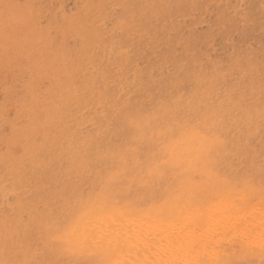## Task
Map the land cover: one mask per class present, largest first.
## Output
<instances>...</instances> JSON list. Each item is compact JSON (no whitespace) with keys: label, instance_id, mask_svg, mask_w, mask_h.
Wrapping results in <instances>:
<instances>
[{"label":"rangeland","instance_id":"1","mask_svg":"<svg viewBox=\"0 0 264 264\" xmlns=\"http://www.w3.org/2000/svg\"><path fill=\"white\" fill-rule=\"evenodd\" d=\"M5 2L14 7H0V47L6 40L7 14L19 20L8 28L7 38L20 55L10 60L0 55V259H17L23 245L38 247L43 264H99L103 258L72 252L67 237L58 240L56 250L45 247L50 238L41 231V221L83 187L85 166L107 175L120 165L119 155L115 161H97V152L129 157L134 152L142 169L148 165L156 145L163 142L151 132L167 125L166 116L156 113L159 101L189 112L192 123L207 112L218 115L222 123L217 130L224 139L220 169L229 181L260 185L264 15L259 0L244 2L250 20L246 29L230 26L224 32L213 14L164 7L182 0H0V5ZM117 4L127 8L114 7ZM33 17L50 34L52 46L36 51L28 65L24 46ZM140 32L148 36L142 38ZM123 49L131 50L128 58ZM118 102L140 119L143 142L134 140L136 128H128L123 117L114 115L111 105ZM101 127L104 135L82 152L81 141ZM132 188V193L147 192L136 184ZM9 229L18 237L4 251ZM258 260L235 264H262Z\"/></svg>","mask_w":264,"mask_h":264},{"label":"snow or ice","instance_id":"2","mask_svg":"<svg viewBox=\"0 0 264 264\" xmlns=\"http://www.w3.org/2000/svg\"><path fill=\"white\" fill-rule=\"evenodd\" d=\"M194 8L196 0H191ZM7 10L14 5L5 2L0 5ZM114 7L127 8V5L117 4ZM142 7H152L151 5H143ZM164 7H170L164 4ZM184 14V13H183ZM19 23V20L11 16H7L5 21L6 40L0 47V55L6 59H11L13 55H20L16 51L14 45L7 37L8 28L11 24ZM142 38L148 36L145 32H140ZM25 50L27 54L23 59L28 65L32 64L35 59L36 51H43L50 48V34L45 32L41 24L37 23L33 17L28 21V34L25 37ZM31 49L28 51V49ZM130 49H123V55L128 58ZM156 113H163L167 118L165 135L167 142L157 144L156 150L152 153V158L147 165L143 174L134 177V181L147 189L146 197L149 198L156 206L158 211L165 208L187 207L194 212H198V201L202 193L208 190L209 185L216 192L217 196L224 200L229 194L240 191L234 187L227 178L215 175L210 164L211 145L206 139L199 138L196 126L192 123L190 114H182L178 109L173 108L164 101L158 102ZM114 115L123 117L124 123L128 128H136L138 135L134 137L137 142H143L144 132L140 119L131 111L127 110L126 105L119 102L111 105ZM260 119L264 121V107L260 110ZM111 123V122H110ZM106 129L101 127L95 136L84 138L79 148L82 152L87 153L89 148L99 136H103ZM117 155L120 156V165L116 167L114 172L107 175L101 171H97L90 164L83 168L82 185L83 187L75 190L65 199V203L45 220L41 221V231L47 232L48 237H54L62 241L69 229L66 227L71 223V228L83 226L89 232L93 240L99 244L105 241L111 246L115 241L120 243V233L113 229L112 225L116 224L117 214L123 216L124 213L119 210L118 205L120 198L125 190V185L120 183L119 176L128 171L129 159L139 164V160L133 153L129 157L127 153H116L114 151L97 152L95 159L97 161H107L109 159L115 161ZM95 176V179H93ZM200 179L197 180L196 177ZM89 181L91 183L89 184ZM249 185L246 183L245 187ZM259 194L264 198V165H262V179L259 185ZM18 232L9 229L4 235V247L7 251L9 241H15ZM45 242V247H49ZM53 247V246H51ZM60 247V246H56ZM53 247V248H56ZM261 251L264 255V234L261 236ZM41 250L37 248H24L20 246L17 252V259H0V264H42L38 259ZM22 257V258H21ZM100 264H137L130 257L121 258H105ZM191 264V262H189ZM200 264V262H196ZM214 264H235V261L221 259ZM264 264V261H262Z\"/></svg>","mask_w":264,"mask_h":264},{"label":"bare ground","instance_id":"3","mask_svg":"<svg viewBox=\"0 0 264 264\" xmlns=\"http://www.w3.org/2000/svg\"><path fill=\"white\" fill-rule=\"evenodd\" d=\"M58 65V67L62 66V64ZM41 66H43V64ZM53 66L56 67V65ZM60 69L64 68L61 67ZM49 75V77H53V75L50 74V71ZM43 76L44 74L42 77ZM54 80H56V78ZM217 92L218 91L215 93ZM227 96H229V94ZM205 98H207V96ZM215 98L216 96L214 99ZM223 98L226 97L223 96ZM203 103H201V105ZM39 105L41 106V103ZM182 113L188 114L189 112ZM199 113L197 115L200 116ZM221 123L222 121L220 117L214 112H207L201 119H196L195 122H193L197 128L199 138L206 139L211 145L210 164L215 175L227 178L219 167V161L221 160L224 149V139L217 130V126H220ZM160 126L158 128L155 127V129L157 128L158 130L151 132V136L156 137L158 140L161 139L163 142H167L165 128ZM223 130L226 129L224 128ZM147 137L148 136H146V138ZM231 137H233V135ZM234 150H236V148ZM234 158L235 157H233V159ZM146 169L147 166L142 169L139 164L130 159V162L128 163V171L118 177L120 183L126 186L118 205L119 210L122 211L124 215L121 216L118 213V222L112 225L113 229L120 233V243L117 244L113 241L111 246H109L108 242L105 241L103 244H99L93 240L92 235L87 232L83 226H73L69 229L66 235L72 252L76 251L83 255L101 257L103 259L130 257L133 261H136L137 264H189V262H191V264H196V262H200V264H214L215 261L221 259L233 261L242 259H259L261 263L264 261V255H262L260 247L261 236L264 234V198L259 194V186L249 184V182L237 184V182L231 181L233 186L239 188L240 191L233 192L224 200H221L212 189V186L209 185L208 190L200 196L197 205L198 212H194L192 209L183 206H173L170 209L165 208L162 211H158L151 200H145L144 197L146 195H144V193L141 191V193H132V187L134 184L141 187L139 190L143 189L147 191L145 187L132 181V174H135V176L138 177L142 175L143 171H146ZM245 170L246 169L243 171L241 169L240 171L242 173V171L246 172ZM196 179L199 180L200 177L197 176ZM246 183L249 185L248 187H245ZM133 195L135 196L133 197ZM8 199L9 198H7V200ZM76 260H78V258Z\"/></svg>","mask_w":264,"mask_h":264},{"label":"clouds","instance_id":"4","mask_svg":"<svg viewBox=\"0 0 264 264\" xmlns=\"http://www.w3.org/2000/svg\"><path fill=\"white\" fill-rule=\"evenodd\" d=\"M245 0H196V5L193 8L191 0H182L181 3H171L168 7L171 9H186L189 12L203 11L208 14L216 16L217 27L219 31L224 32L228 30L230 26H239L241 29H246L250 20L246 10L243 8ZM259 10L264 15V0H259ZM264 31V29H262ZM71 228V223L66 226ZM49 243L51 246H58V240L54 237H49ZM43 264V262H42ZM100 264V262H99Z\"/></svg>","mask_w":264,"mask_h":264}]
</instances>
